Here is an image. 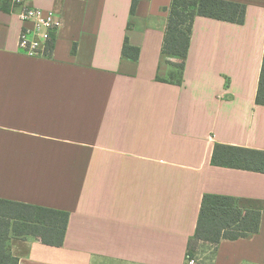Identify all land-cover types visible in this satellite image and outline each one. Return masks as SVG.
Wrapping results in <instances>:
<instances>
[{
	"label": "crops",
	"instance_id": "obj_1",
	"mask_svg": "<svg viewBox=\"0 0 264 264\" xmlns=\"http://www.w3.org/2000/svg\"><path fill=\"white\" fill-rule=\"evenodd\" d=\"M25 0L62 19L47 56L18 50L0 0V198L68 212L64 236L11 232L18 264H186L203 194L261 213L204 264H264V173L212 164L214 145L264 151L255 102L264 0L241 24L194 19L185 58L161 53L171 0ZM139 48L122 57L125 38ZM182 68L175 84L169 70ZM160 78V79H158Z\"/></svg>",
	"mask_w": 264,
	"mask_h": 264
},
{
	"label": "trees",
	"instance_id": "obj_2",
	"mask_svg": "<svg viewBox=\"0 0 264 264\" xmlns=\"http://www.w3.org/2000/svg\"><path fill=\"white\" fill-rule=\"evenodd\" d=\"M138 0L131 1L133 14ZM245 5L228 0H171L161 53L183 59L190 43L194 19L203 16L220 21L241 24ZM47 45L46 56L50 50ZM122 57L138 59L139 48L124 39ZM160 79V78H158ZM175 84L182 82V68L169 70V78L160 79ZM257 104L264 103V53L255 95ZM212 164L264 173V151L216 143L211 156ZM68 212L0 198V264H18L10 249L11 232L40 236L47 245H58L65 233ZM261 213L241 209L232 196L205 193L202 196L196 227L187 246L186 257L198 254L200 246L214 255L223 239L236 240L257 233ZM203 264V263H197Z\"/></svg>",
	"mask_w": 264,
	"mask_h": 264
},
{
	"label": "built area",
	"instance_id": "obj_3",
	"mask_svg": "<svg viewBox=\"0 0 264 264\" xmlns=\"http://www.w3.org/2000/svg\"><path fill=\"white\" fill-rule=\"evenodd\" d=\"M11 5L18 6L16 12L22 28L18 35V50L29 56H46L47 45L53 33L62 27V19L51 9L29 7L25 0H10ZM186 264H197L194 258L188 257Z\"/></svg>",
	"mask_w": 264,
	"mask_h": 264
},
{
	"label": "rangeland",
	"instance_id": "obj_4",
	"mask_svg": "<svg viewBox=\"0 0 264 264\" xmlns=\"http://www.w3.org/2000/svg\"><path fill=\"white\" fill-rule=\"evenodd\" d=\"M198 254H196L194 257L195 259V263H206L207 259H211V253H210V249L206 246H200L198 248Z\"/></svg>",
	"mask_w": 264,
	"mask_h": 264
}]
</instances>
